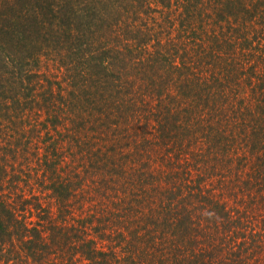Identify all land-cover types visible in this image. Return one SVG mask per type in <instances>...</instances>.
Masks as SVG:
<instances>
[{
  "label": "trees",
  "instance_id": "obj_1",
  "mask_svg": "<svg viewBox=\"0 0 264 264\" xmlns=\"http://www.w3.org/2000/svg\"><path fill=\"white\" fill-rule=\"evenodd\" d=\"M0 264H264V0H0Z\"/></svg>",
  "mask_w": 264,
  "mask_h": 264
},
{
  "label": "rangeland",
  "instance_id": "obj_2",
  "mask_svg": "<svg viewBox=\"0 0 264 264\" xmlns=\"http://www.w3.org/2000/svg\"><path fill=\"white\" fill-rule=\"evenodd\" d=\"M210 180L211 179H209V181L207 180L206 184H208L210 187H214L215 186V190L217 191L220 188V186L217 185L216 182L210 181ZM219 190L220 191H224L222 188H220ZM236 198L239 199L238 196ZM221 200L222 201H227L228 200V195L227 194L226 195H222L221 196ZM240 201L242 202L243 205L245 204V198L244 197H240ZM227 203H228V201H227Z\"/></svg>",
  "mask_w": 264,
  "mask_h": 264
}]
</instances>
